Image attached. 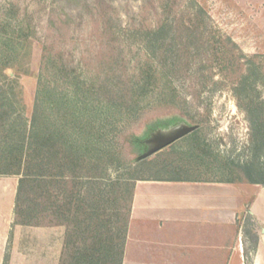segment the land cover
I'll use <instances>...</instances> for the list:
<instances>
[{
	"label": "rangeland",
	"instance_id": "obj_1",
	"mask_svg": "<svg viewBox=\"0 0 264 264\" xmlns=\"http://www.w3.org/2000/svg\"><path fill=\"white\" fill-rule=\"evenodd\" d=\"M255 1L0 0V42L10 39L19 55L18 66L0 76V95L14 104L12 121L29 129L43 75L77 107L72 83L79 81L78 97L103 124L100 137L91 132L83 142L88 154L75 169L83 177L57 181L59 216L40 213L46 200L35 203L32 188L22 196L19 222L33 217L34 226L51 228L30 241L31 264H61L82 244L71 235L78 202L120 236L139 180L264 189V5ZM16 52L9 51L14 58ZM144 86L145 96L134 102L133 92ZM167 86L176 96L170 103ZM257 212L264 220V203ZM240 224L252 264L263 226L249 214Z\"/></svg>",
	"mask_w": 264,
	"mask_h": 264
},
{
	"label": "crops",
	"instance_id": "obj_2",
	"mask_svg": "<svg viewBox=\"0 0 264 264\" xmlns=\"http://www.w3.org/2000/svg\"><path fill=\"white\" fill-rule=\"evenodd\" d=\"M252 5L248 0L243 7ZM18 182L15 176H0V264L8 251L10 264H31L30 241L51 230L18 222ZM262 203L264 189L255 184L139 180L122 264H249L240 224L245 214L263 226L251 259L264 264V220L257 212Z\"/></svg>",
	"mask_w": 264,
	"mask_h": 264
},
{
	"label": "trees",
	"instance_id": "obj_3",
	"mask_svg": "<svg viewBox=\"0 0 264 264\" xmlns=\"http://www.w3.org/2000/svg\"><path fill=\"white\" fill-rule=\"evenodd\" d=\"M10 44H12L10 39L0 42V76L4 77L5 70L18 66L15 62L19 61L18 51L16 52L14 48L10 49ZM9 51L16 52L15 58ZM12 61L14 63H11ZM156 71L146 72L148 76L146 78L153 79L158 75ZM163 78L166 80L165 85H168V77ZM72 84L76 88L74 101L78 103V107L71 102V99L64 103V97L60 98L56 88H50L44 84L43 75H41L29 129H20L18 124L12 121L14 104L8 103L10 99L7 96L0 95V175L22 176L16 201L17 216L24 213L20 204L22 196L29 187L37 191L34 193L35 203L41 198L46 200L40 213L51 212L59 216L62 208L57 205L58 196L55 193L57 181L68 176L77 177L75 169L84 162L88 154L83 143L89 138L87 134L93 132L95 136L100 137L103 132V124L98 123L92 117V112L88 110L89 103L83 102L78 97L80 82L76 80ZM145 89V86L142 89H136L132 94V100L139 101L142 96H145ZM168 90V86L165 87L163 94L164 100L170 103L176 99V96H172ZM84 103L85 105L80 107ZM82 110H88L85 113L89 112L90 116L82 114ZM88 117L93 118V121ZM97 152L99 157L100 151ZM81 177L83 176L77 178ZM81 204L78 202L75 208L77 215L71 235L81 239L82 244L76 247L73 241H68L67 238V243L73 244L74 248L68 259L63 260L61 264H122L128 224L119 236L118 231L109 227L100 215L88 214ZM40 206L37 204L33 213L37 212ZM94 211H98V208ZM28 214L30 216V213ZM32 218L27 217L25 221L18 220V222L34 226ZM55 225L59 224L55 223Z\"/></svg>",
	"mask_w": 264,
	"mask_h": 264
},
{
	"label": "water",
	"instance_id": "obj_4",
	"mask_svg": "<svg viewBox=\"0 0 264 264\" xmlns=\"http://www.w3.org/2000/svg\"><path fill=\"white\" fill-rule=\"evenodd\" d=\"M189 130H185L181 133H179L177 136L171 138V139H167V140H164V141H161V143H159V145L152 150V152H155V151H158L160 149H162L163 147L167 146L168 144L172 143L173 141H175L176 139H178L179 137L185 135L186 133H188Z\"/></svg>",
	"mask_w": 264,
	"mask_h": 264
}]
</instances>
